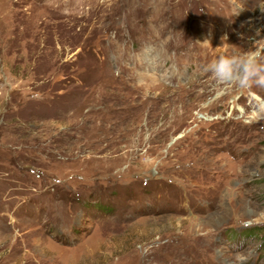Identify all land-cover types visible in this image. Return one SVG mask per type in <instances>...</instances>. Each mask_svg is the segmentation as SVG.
Masks as SVG:
<instances>
[{"label":"rangeland","instance_id":"obj_1","mask_svg":"<svg viewBox=\"0 0 264 264\" xmlns=\"http://www.w3.org/2000/svg\"><path fill=\"white\" fill-rule=\"evenodd\" d=\"M247 51L264 0H0V264H264Z\"/></svg>","mask_w":264,"mask_h":264},{"label":"clouds","instance_id":"obj_2","mask_svg":"<svg viewBox=\"0 0 264 264\" xmlns=\"http://www.w3.org/2000/svg\"><path fill=\"white\" fill-rule=\"evenodd\" d=\"M202 70L210 73L220 84L264 87V54L257 51L240 55L221 54L209 60Z\"/></svg>","mask_w":264,"mask_h":264},{"label":"bare ground","instance_id":"obj_3","mask_svg":"<svg viewBox=\"0 0 264 264\" xmlns=\"http://www.w3.org/2000/svg\"><path fill=\"white\" fill-rule=\"evenodd\" d=\"M204 154V153H203ZM208 154V153H207ZM140 224V223H139ZM135 225H137V224H135ZM58 226V225H57ZM138 226V225H137ZM54 227H56V226H54ZM57 229V228H56ZM196 233H197V230L195 231L194 230V232H193V234H194V236H196ZM198 236V238H199V235H197ZM195 238H197V237H195ZM203 241V240H202ZM98 244V243H97ZM102 244H103V242H102ZM199 244H200V242H199ZM95 246V245H94ZM203 246V245H202ZM96 248H97V246H96ZM85 249V248H84ZM82 250V251H84L85 252V250ZM88 250V249H87ZM98 250V249H97ZM89 251V250H88ZM90 252V251H89ZM98 253V252H97ZM84 254V253H83ZM83 254H82V256H83ZM95 254V253H94ZM85 255V254H84ZM89 255V254H88ZM97 255V254H96ZM95 255V256H96ZM86 256V255H85ZM93 256V255H92ZM88 258V257H87ZM93 258H94V256H93ZM182 258V257H181ZM85 259V257L83 256V258H82V260H84ZM81 260V259H80ZM87 260H89V259H87ZM87 260H84V261H87ZM83 261V262H84ZM174 261H175V259H174ZM183 262V261H182ZM88 263H89V261H88ZM84 264V263H83Z\"/></svg>","mask_w":264,"mask_h":264}]
</instances>
